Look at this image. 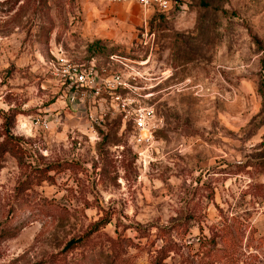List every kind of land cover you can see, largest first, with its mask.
Listing matches in <instances>:
<instances>
[{
    "label": "rangeland",
    "instance_id": "374dc122",
    "mask_svg": "<svg viewBox=\"0 0 264 264\" xmlns=\"http://www.w3.org/2000/svg\"><path fill=\"white\" fill-rule=\"evenodd\" d=\"M0 264H264V0H0Z\"/></svg>",
    "mask_w": 264,
    "mask_h": 264
},
{
    "label": "built area",
    "instance_id": "2783aa9c",
    "mask_svg": "<svg viewBox=\"0 0 264 264\" xmlns=\"http://www.w3.org/2000/svg\"><path fill=\"white\" fill-rule=\"evenodd\" d=\"M125 2L137 3L143 8H149L150 10L164 11L167 10L172 4L176 5L178 0H121ZM70 72L73 75V79L76 83L85 81V71L82 68H78L75 65L70 66ZM118 79V76H114Z\"/></svg>",
    "mask_w": 264,
    "mask_h": 264
}]
</instances>
